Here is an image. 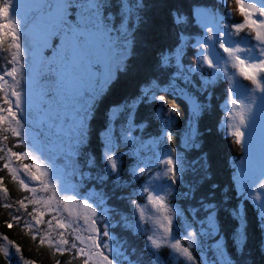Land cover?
<instances>
[{
    "label": "snow or ice",
    "instance_id": "obj_1",
    "mask_svg": "<svg viewBox=\"0 0 264 264\" xmlns=\"http://www.w3.org/2000/svg\"><path fill=\"white\" fill-rule=\"evenodd\" d=\"M153 10L165 13L161 24ZM165 20L167 41L142 32L162 36ZM0 50L10 57L0 167L28 193L0 205L4 226L78 264H164L162 248L184 264H251L248 201L264 254V0H194L187 11L167 0H0ZM122 77L124 95L105 104ZM222 81L217 127L241 149L224 186L198 130ZM115 229L143 236L139 251ZM0 241L3 264H35Z\"/></svg>",
    "mask_w": 264,
    "mask_h": 264
},
{
    "label": "trees",
    "instance_id": "obj_2",
    "mask_svg": "<svg viewBox=\"0 0 264 264\" xmlns=\"http://www.w3.org/2000/svg\"><path fill=\"white\" fill-rule=\"evenodd\" d=\"M169 5H174L177 8H180L183 11H187L188 7L194 3V0H167ZM152 17V24H161V18L165 16L164 12H158L153 10L150 14ZM238 19V18H237ZM166 29H170V25L167 24L166 20L162 25L163 35L160 37H154L152 29L150 26H145L142 29V32L148 35L150 38L159 39L161 42H165L170 39V36ZM23 42V41H22ZM191 56V50H189L188 58L189 60ZM8 56L7 52L4 50H0V75L3 74L2 70L4 69ZM187 62V61H186ZM6 79H8L6 77ZM124 78L113 86V88L109 91L108 96L105 98L104 103L108 104L111 102H116L122 98L125 93L124 87ZM243 84H247V81H243ZM227 88V81L220 82L214 89L212 95V110L204 111L202 115L199 117L198 121V130L201 133L199 139L203 141L204 150H211L210 157L212 162V174L214 182L220 184L221 186L230 184V178L234 171L233 168V158L236 161H239L241 156V149L234 143L232 137L227 136L225 131H221L218 129L217 125L219 124L221 116L224 115L222 108L220 107L224 102V89ZM202 99V97H201ZM181 112V122L186 119V111L183 103L178 104ZM95 126V125H94ZM181 125H177L175 127H180ZM175 127L173 128L174 139L173 144L175 145L177 141V136L175 134ZM153 128H149L146 132L151 133ZM11 139V140H10ZM11 147H13L14 140L10 137ZM8 140V141H9ZM95 148V142L92 145ZM13 150L17 151L16 147H13ZM189 159H194L198 152L196 149H191L186 151ZM2 163V162H0ZM0 177H3V184L7 190V200L0 203L11 202L17 198L27 195V193L21 189H19L18 184L11 179L8 175L7 171L0 167ZM125 192L127 189L124 190ZM229 195H232V192H229ZM219 198V193L217 194ZM113 201H109V205L111 206ZM185 202L182 201L181 204L183 206ZM234 200L229 201V206L234 204ZM245 212L248 220V231H249V247L251 248V264H264V254H262L258 247L259 240V231L257 228V219H256V210L253 208L250 202H244ZM15 211V208L12 209ZM9 218V210L3 206H0V233L7 236L9 239H12L14 242L18 244L21 248V253L26 258L33 259L35 264H66V262H70V264H78V260L73 258V255L65 252L61 253H53L49 250L47 245L40 246L39 248L35 247L33 241L30 236L24 234L20 231V228L16 225H13L11 229L4 226V222ZM43 227V226H41ZM122 238H126L130 243L135 244L138 251L143 243V236L133 237L130 234L121 231L120 229H115ZM2 241H0L1 243ZM163 249V248H162ZM165 251H169L167 248H164ZM210 254H213L211 249L208 250ZM229 253L232 252L231 242L229 241L228 247ZM164 264H175L173 259L170 256L165 255L161 257ZM147 259V257H145ZM0 264H3L2 259H0ZM184 264V261L181 262Z\"/></svg>",
    "mask_w": 264,
    "mask_h": 264
},
{
    "label": "rangeland",
    "instance_id": "obj_3",
    "mask_svg": "<svg viewBox=\"0 0 264 264\" xmlns=\"http://www.w3.org/2000/svg\"><path fill=\"white\" fill-rule=\"evenodd\" d=\"M22 41H23V38H22ZM23 43V42H22ZM190 58H191V56H190ZM9 80H10V78H8ZM241 82H242V78H241ZM248 83V82H247ZM226 133V132H225ZM11 136L9 135V138H10ZM9 140V139H8ZM6 141V144L9 146V147H11V139L9 140V141ZM15 144V141L13 142V145ZM17 148V147H16ZM22 150V145H21V147H19V148H17V151H21ZM14 151H16V150H14ZM186 156L188 157V154L186 153ZM25 163H28L29 161H27V160H25L24 161ZM32 186H35V185H32ZM91 186V185H90ZM23 191H25L26 192V190H23ZM27 193V192H26ZM27 195H28V193H27ZM139 199V198H138ZM2 202H4V201H0V203H2ZM182 202V201H181ZM180 202V203H181ZM182 205V204H181ZM25 211H31V205H28L27 207H26V209H25ZM62 213H63V215H67V213L66 212H63V210H62ZM48 219V215H47V213L45 214V217L43 218V220H47ZM41 226H43V227H46V225L45 224H43L42 223V225ZM67 231V230H66ZM2 243V242H1ZM209 243H211V241H209ZM169 250V249H168ZM210 250V249H209ZM160 253H161V257H164L165 255H167V256H170L169 255V251L167 252V251H165L164 250V248L163 249H161L160 250ZM207 255H208V257L211 259L212 258V255L213 254H210L209 253V251H208V253H207ZM172 258V257H171ZM173 259V261H174V263L175 264H181V262L183 261V259L182 258H172Z\"/></svg>",
    "mask_w": 264,
    "mask_h": 264
}]
</instances>
